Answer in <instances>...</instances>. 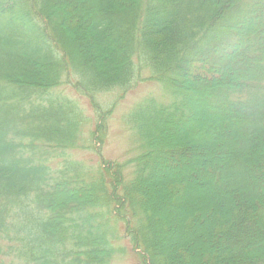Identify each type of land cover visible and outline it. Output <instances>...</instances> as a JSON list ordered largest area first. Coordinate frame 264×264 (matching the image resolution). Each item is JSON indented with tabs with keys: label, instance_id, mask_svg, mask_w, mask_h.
Here are the masks:
<instances>
[{
	"label": "trees",
	"instance_id": "16d2710c",
	"mask_svg": "<svg viewBox=\"0 0 264 264\" xmlns=\"http://www.w3.org/2000/svg\"><path fill=\"white\" fill-rule=\"evenodd\" d=\"M142 59L170 100L130 119L132 168L68 163L83 113L49 92L67 74L92 98L126 92ZM203 113L231 130L194 159L180 139ZM195 161L225 201L190 249L156 202ZM178 210V232L205 217ZM121 220L142 264H264V0H0V264H113Z\"/></svg>",
	"mask_w": 264,
	"mask_h": 264
},
{
	"label": "rangeland",
	"instance_id": "374dc122",
	"mask_svg": "<svg viewBox=\"0 0 264 264\" xmlns=\"http://www.w3.org/2000/svg\"><path fill=\"white\" fill-rule=\"evenodd\" d=\"M137 69L140 74L139 81L126 92L122 89H112L108 92L96 94L92 98L77 89V79L71 74L69 77L67 74L62 84L49 92L53 99L65 101L68 99L73 102L83 113L82 133L78 142L80 147L69 151V154L67 153L68 163L72 162L73 159V161L81 163L91 170L93 167L97 168L99 164H104L105 167L110 168L113 174L118 169L128 173L132 168L129 161L136 157L142 149L141 141L130 119L137 112V107L144 102L145 105L148 100L155 98L158 103H167L170 100L164 86L152 77L154 76L153 71L144 59L137 60ZM225 129L231 130L227 123L208 118L203 113L197 121L193 122V125L186 132L187 136L180 139V142L186 143L192 158H200L204 154L203 150L206 149L203 143L212 140L214 143L210 141V146L212 148L218 147L230 134V131ZM192 148L199 150L201 153L198 152L194 155L195 150ZM217 155L222 158L220 153ZM182 164V162L177 163V170L170 171L168 175V178H174L177 182L183 184L181 191L176 190V194H174L176 196L171 195V198H168L165 202L157 201L156 205L158 208L165 207L162 212L167 209L169 211L170 208L173 209L174 212L176 211L177 216L180 207L189 209L191 205L203 212L204 218H199L198 215L195 221L187 223L188 228L186 230L179 232L177 230L180 224L177 216L170 215L172 218L170 221L173 222L177 230L172 226L169 235L174 236L177 233V235L183 236L184 242L190 249H197L199 237L206 226L211 223L213 216L217 215L216 217H218L217 213L224 211L222 208L224 206L221 203L225 200L218 192L209 189L210 185L207 186L209 184L207 180L201 183L196 181L192 174L201 171L196 161L191 167L188 164ZM165 168H168V166ZM188 175L192 177L193 182L187 178ZM121 189L119 187L118 191L120 192ZM169 191L172 192L173 188ZM191 198H195V201L190 205L189 200ZM112 217L110 218L113 221L114 218ZM116 227L117 231L119 230L117 232L119 236L117 235L114 240L116 253L113 264H142L141 252L136 249L135 243L132 242L131 232L127 230L126 222L121 220L116 224ZM9 262L6 264H9Z\"/></svg>",
	"mask_w": 264,
	"mask_h": 264
}]
</instances>
